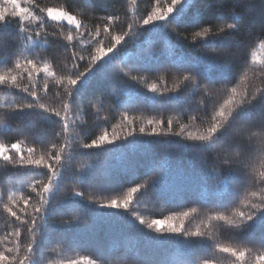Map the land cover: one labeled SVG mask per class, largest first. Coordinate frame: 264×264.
Here are the masks:
<instances>
[{
	"label": "snow or ice",
	"instance_id": "1",
	"mask_svg": "<svg viewBox=\"0 0 264 264\" xmlns=\"http://www.w3.org/2000/svg\"><path fill=\"white\" fill-rule=\"evenodd\" d=\"M24 3L31 6L24 7ZM77 3L79 17L94 15L97 10V0H77ZM218 3L219 0H170L166 2V6L161 7L160 0H155L151 10L139 19L138 24L133 20L126 30L117 32L115 24L118 17L113 15L98 17L103 21L102 25L91 26L67 7L40 8L34 0H0V34L4 33L12 21H16L17 35L27 45L9 61L11 67L0 71V88L22 93L26 97L23 102L6 107L13 113H35L50 123H59L60 131L54 132V137H62L64 140L63 144L52 143L49 154L39 158L31 155L34 148L25 150L19 140L10 145L0 143V160L5 163V168L10 164L16 168L48 170L46 183L34 180L28 185L37 198L36 203L31 204L30 211L31 195L22 197L21 204L15 192H9L7 202L2 204L11 218L10 226L14 227L5 237L0 238V241L12 244V247H7L5 243L4 249L0 250V264H99L101 260L120 259L115 255L120 250V243L98 244L92 255L45 259L46 251H64L79 246L68 235L70 229L79 221L78 217L50 220V217L59 214L56 193L68 167L66 161H70L77 153L87 155L86 150L105 149L106 146L117 143H124L134 150L139 142L138 136L168 135L191 142L190 145H183L185 148L192 146L203 150L207 158L200 159L199 171L205 184L215 176L219 177L218 186H227L234 190L243 183L246 191L238 206L209 214L206 221H202V225L192 231L184 227V221L197 211L196 208L151 220L131 212L129 233L122 240L124 257L131 259L133 264H218L215 255H199L197 258L194 248L206 243L214 253L230 257V264H264V60H258L254 54L251 56L250 64L259 63L260 68L249 66L243 69L240 79L246 82L244 87L238 89L233 86L226 89V98L213 111L209 126L202 131H192L186 125L180 124V130L173 132L172 119L167 121L168 127L165 131L162 119H149L147 124L151 128L150 132L143 126L139 128V133L134 127H130L124 135L118 132L109 135L105 131L89 143L79 144L75 148L69 135L70 128L76 126V121L72 119L73 105L92 89L104 86L106 81L112 86V95L117 101H120L121 95L127 97L122 102V106H126L142 95L141 88L151 94L150 99L153 101L162 96L179 100L181 92L188 85L202 90V95L209 97L216 91V84L235 79L240 70L237 66L238 58L244 55V44L240 39L243 17L234 10L225 9L215 18L222 21V24L209 22L202 9H212ZM49 22L58 25L61 31L49 32ZM173 24H187L196 29L190 41L187 36L172 30L177 39L188 41L189 46L196 47V54L185 52L169 39L167 29ZM65 27L68 29L66 33L63 31ZM142 32H149L157 39L164 34L166 49L157 53L154 47L142 45L135 53V63L129 66L128 55L121 56L120 49L134 35ZM105 36L108 38L107 46L103 39ZM50 40L56 41L55 46L65 53V63L61 70L64 74L57 72L53 65L55 53L42 55L53 48ZM148 43L154 44L155 41ZM260 43L264 47V40ZM83 52H87V55L82 54ZM161 57L177 73L171 88L166 85L160 87L156 81L148 82L145 76L130 74L131 71L149 69L153 64L159 63ZM117 61L123 67L118 66ZM82 63L86 67L81 71ZM125 67L129 70L126 71ZM249 72L253 78L261 81L260 86L247 83ZM163 79V76L159 78L161 82ZM25 80L28 83H24ZM41 80L43 87H39ZM50 81L57 88L58 106L43 102L48 96ZM92 107L96 108V105ZM98 111L97 109V113ZM121 118L129 125L133 122L128 112H122ZM254 129L258 131L254 132ZM6 131L11 132V127ZM33 131L29 127L23 134L32 135ZM253 137L256 139L253 140ZM25 151L29 155H25ZM254 157L261 161L259 169L253 166ZM209 162L214 165L211 169L207 167ZM157 168L165 170L167 164H153L151 170L156 171ZM122 170L135 176V168L130 163L124 164ZM97 181L95 174L84 173L80 177L81 184L89 183L94 190L105 191ZM161 183L162 175H158L129 187L122 197L112 196L100 201L91 196L86 197L83 191L77 190L67 199L72 203L86 201L85 206H90L97 218L115 213L123 215L129 213L135 196L148 194L150 187L154 196H161ZM197 195L205 203L215 198L218 207L227 209L224 201L217 198L216 187L209 190L201 186ZM213 222L228 229L235 243L224 244L213 240ZM25 231L30 233V239L26 245H22ZM140 237L143 238V246ZM165 238L177 240L178 246L183 250L181 258L159 259L146 250L149 246L165 242ZM60 242L64 244L63 249ZM49 243H56V247L48 249Z\"/></svg>",
	"mask_w": 264,
	"mask_h": 264
},
{
	"label": "trees",
	"instance_id": "2",
	"mask_svg": "<svg viewBox=\"0 0 264 264\" xmlns=\"http://www.w3.org/2000/svg\"><path fill=\"white\" fill-rule=\"evenodd\" d=\"M166 2L170 0H160V6H166ZM36 5L43 7H67L68 10L77 14L79 17V7L77 0H34ZM155 0H97V10L94 15L79 17L86 20L88 25L96 26L103 23L98 17L105 15H113L118 17L115 24V31L120 32L127 29V25L133 20L139 23V19L144 16ZM23 5L31 6L28 3ZM234 10L243 17V29L240 39L244 44V55L238 58L237 66L240 69L235 79L231 82L221 81L214 87L216 91L209 97L202 95V90L193 89L192 85L181 92L179 100H171L168 96H162L153 101L150 99L151 94L141 88L142 95L137 97L134 103L122 106V102L127 99L121 95L120 101H117L112 95V86L106 81L104 86L92 89L80 101L73 105L72 119L76 121V126L70 128L69 135L73 140V147L79 144L89 143L91 139L103 134L105 131L111 135L118 132L124 135L130 128L134 127L139 133L140 127H145L150 132L151 128L147 121L163 120V130H167V121L173 120V132L180 130L179 125L183 124L189 130L202 131L209 126L210 118L213 111L223 103L226 98V89L230 87L242 88L245 81L240 77L243 75L245 67L260 68V64H250V58L254 54L258 60H264V47H261V40H264V0H219L217 6L212 9H202L205 18L213 24H222L215 18L223 10ZM16 21H12L9 27L0 34V71L11 67L10 60L14 59L19 51H22L27 45L22 38L17 35ZM173 29L181 35L187 36L189 41L196 29L187 24L169 25L167 35L169 39L177 44L181 49L189 54H196L197 48L189 46L188 41L179 40L173 34ZM47 30L61 31L58 25L49 22ZM66 33L67 27L63 29ZM19 39V43H18ZM105 46L108 44V38H104ZM149 41H155L149 44ZM53 48L42 55H48L49 52L55 53L56 59L53 65L57 72L64 74L61 70L65 63V53L58 49L56 41L50 40ZM154 47L157 53L166 49L164 34L159 39L153 37L149 32H142L134 35L128 43L120 49V55H128V65L135 63V53L140 46ZM83 47L87 48V45ZM90 50V49H89ZM82 54L87 55V52ZM51 58V57H50ZM118 66L120 62H116ZM86 64H81V71ZM125 70L129 69L125 67ZM131 75H141L147 78L148 82L156 81L160 87L165 85L172 87L176 80V70L163 61L153 64L149 69L140 72L131 71ZM163 76L161 82L159 78ZM24 83H28L27 80ZM203 83V82H202ZM247 83L253 86H260L261 81L252 77L249 72V80ZM39 87H43V80L39 82ZM56 86L49 82V93L44 98L45 103L50 106H58L56 99ZM26 99L24 94L0 88V143L10 145L19 140L22 147L26 150L29 147L35 149L31 154L33 158H39L41 155H48L52 143L63 144V138L54 137V132L60 131L59 123H50L42 116L35 113L19 114L11 112L6 106L13 103H20ZM201 100L204 102L201 103ZM99 101V103H98ZM96 105L93 108L92 105ZM97 109L99 110L97 113ZM128 112L133 118L131 125L127 121L122 120L121 113ZM11 127L12 131L7 132L6 129ZM29 127L33 128L32 135H24V130ZM158 130H160L158 128ZM254 132L258 131L256 129ZM137 147L132 150L124 143L106 146L105 149L86 150L87 155L75 154L70 161H66L68 167L64 172L63 179L60 182L59 190L56 193V200L59 202V214L50 217V220H69L78 217L79 221L75 227L68 232L69 237L75 239V243L79 245L64 251L45 252V259H61L63 257L75 258L79 255H92L98 244L112 245L120 243L119 252L115 253L120 259L101 260L99 264H133L131 259L124 257V248L122 245L123 237L129 233V217L131 212H135L143 216L147 220L153 218H162L171 213L187 211L196 208L197 211L192 213L184 221V227L187 230H195L198 225H202V221H206L207 216L217 211H227L239 205L246 185L241 183L233 190L227 186H218L219 177H212L205 184L203 182L200 169V159L207 158L202 149L192 146L185 148L183 145L191 144L189 141L182 140L181 137L168 135L159 137L138 136ZM256 137H253L255 140ZM25 155H29L27 151ZM54 154V153H52ZM67 155V153H66ZM130 163L135 168V176L122 170L124 164ZM166 163L167 168H157L152 171L153 164ZM213 163L209 162L207 167L211 169ZM253 166L259 169L261 161L253 158ZM95 174L98 177V183L103 186L105 191L94 190L89 183H80L82 174ZM107 173V175H105ZM162 175V183L160 185L161 196H154L153 189L150 187L148 194H137L134 202L130 205V211L127 214L115 213L114 215L97 218L90 206H85L86 201H76L72 203L67 198L71 197L73 191H83L85 196H91L95 200H105L112 196L122 197L127 189L137 183H143L145 180ZM48 179V170L45 168L23 169L7 165L0 160V238L6 236L14 225H11V218L2 207L7 202L9 192H15L16 197L22 204V197L31 195L29 211L31 204L36 203L35 193L31 192L28 187L32 181H41L46 183ZM229 183H231L229 181ZM201 186L211 190L216 187L218 197L227 205V209L218 207L215 198L205 203L197 193L201 190ZM103 212L115 210H100ZM177 223H179L177 221ZM63 230V228H61ZM213 240L224 243L234 244L230 231L221 225L213 222L212 227ZM11 239V238H9ZM30 239V233L27 231L23 234L22 245H26ZM143 246V238L140 237ZM182 239V238H181ZM91 241V242H90ZM6 241H0V250L4 249ZM7 247H12L11 243H7ZM56 247V243H49L48 249ZM61 249L64 248L63 242H60ZM150 254L159 259L175 260L181 258L183 250L178 246L177 240L165 238V242L159 245L149 246L147 249ZM197 258L199 255H215L218 264H230L231 258L214 253L207 244H202L194 248ZM95 258V257H94Z\"/></svg>",
	"mask_w": 264,
	"mask_h": 264
},
{
	"label": "rangeland",
	"instance_id": "3",
	"mask_svg": "<svg viewBox=\"0 0 264 264\" xmlns=\"http://www.w3.org/2000/svg\"><path fill=\"white\" fill-rule=\"evenodd\" d=\"M24 7H29V6H26V5H23Z\"/></svg>",
	"mask_w": 264,
	"mask_h": 264
}]
</instances>
